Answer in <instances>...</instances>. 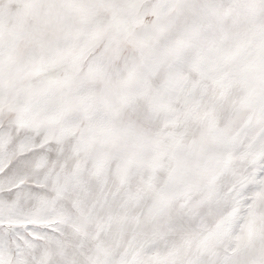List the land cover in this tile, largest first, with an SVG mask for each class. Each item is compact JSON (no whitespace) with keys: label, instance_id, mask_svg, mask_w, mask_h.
I'll return each instance as SVG.
<instances>
[{"label":"snow or ice","instance_id":"snow-or-ice-1","mask_svg":"<svg viewBox=\"0 0 264 264\" xmlns=\"http://www.w3.org/2000/svg\"><path fill=\"white\" fill-rule=\"evenodd\" d=\"M0 264H264V0H0Z\"/></svg>","mask_w":264,"mask_h":264}]
</instances>
